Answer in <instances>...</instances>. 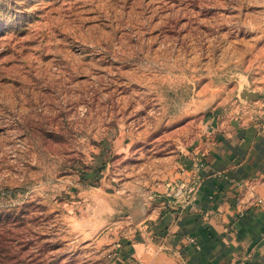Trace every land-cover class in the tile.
Segmentation results:
<instances>
[{
  "label": "rangeland",
  "instance_id": "374dc122",
  "mask_svg": "<svg viewBox=\"0 0 264 264\" xmlns=\"http://www.w3.org/2000/svg\"><path fill=\"white\" fill-rule=\"evenodd\" d=\"M259 3L0 0V264H114L115 193L260 108Z\"/></svg>",
  "mask_w": 264,
  "mask_h": 264
},
{
  "label": "crops",
  "instance_id": "0c3cea01",
  "mask_svg": "<svg viewBox=\"0 0 264 264\" xmlns=\"http://www.w3.org/2000/svg\"><path fill=\"white\" fill-rule=\"evenodd\" d=\"M259 2L255 12L264 16ZM259 28L263 35L264 22ZM257 37L255 45L264 46V36ZM215 99L213 92L199 99L190 114L211 110ZM257 105L255 119L207 115V147L197 157L185 150L143 191L115 193L121 204L113 211L126 216V225L115 220L121 238L114 264H264V100ZM178 180H195L194 192L169 197L166 184ZM237 199L245 209L240 217Z\"/></svg>",
  "mask_w": 264,
  "mask_h": 264
},
{
  "label": "built area",
  "instance_id": "2783aa9c",
  "mask_svg": "<svg viewBox=\"0 0 264 264\" xmlns=\"http://www.w3.org/2000/svg\"><path fill=\"white\" fill-rule=\"evenodd\" d=\"M261 113V109H258L254 112V114L251 116V118L255 119L258 114ZM264 114V113H263ZM256 115V116H255ZM169 191H167V195L169 197L173 196L176 197L180 195L181 193H185L187 195H191L194 192L196 181L190 180L189 182H186L185 180H178L177 182H173V184H166ZM259 203H261L260 200H258ZM236 205V211H237V217L243 216L244 214V206L241 200L237 199L235 202ZM112 255H115L112 253Z\"/></svg>",
  "mask_w": 264,
  "mask_h": 264
},
{
  "label": "water",
  "instance_id": "95a60500",
  "mask_svg": "<svg viewBox=\"0 0 264 264\" xmlns=\"http://www.w3.org/2000/svg\"><path fill=\"white\" fill-rule=\"evenodd\" d=\"M256 96H257V95H255V93H252L251 97H250V96H248V97H249V100H253V99L256 98ZM243 99H245V98H243ZM245 100H246V99H245ZM247 101H248V99H247Z\"/></svg>",
  "mask_w": 264,
  "mask_h": 264
},
{
  "label": "trees",
  "instance_id": "16d2710c",
  "mask_svg": "<svg viewBox=\"0 0 264 264\" xmlns=\"http://www.w3.org/2000/svg\"><path fill=\"white\" fill-rule=\"evenodd\" d=\"M171 197H173V196H171ZM0 228H1V226H0ZM8 229L11 230V228H8ZM9 233H10V231H9ZM1 246H2V240L0 239V248H1Z\"/></svg>",
  "mask_w": 264,
  "mask_h": 264
}]
</instances>
